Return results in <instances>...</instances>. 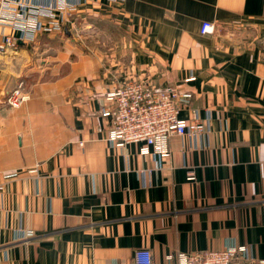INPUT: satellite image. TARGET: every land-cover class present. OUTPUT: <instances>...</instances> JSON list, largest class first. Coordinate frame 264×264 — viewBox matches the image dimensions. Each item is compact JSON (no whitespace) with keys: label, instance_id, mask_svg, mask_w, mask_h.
<instances>
[{"label":"crops","instance_id":"crops-1","mask_svg":"<svg viewBox=\"0 0 264 264\" xmlns=\"http://www.w3.org/2000/svg\"><path fill=\"white\" fill-rule=\"evenodd\" d=\"M73 19L80 38L67 25L0 54V264L231 248L264 264V0H81ZM129 80L189 93L180 117L209 123L203 142L109 143L106 96Z\"/></svg>","mask_w":264,"mask_h":264},{"label":"built area","instance_id":"built-area-1","mask_svg":"<svg viewBox=\"0 0 264 264\" xmlns=\"http://www.w3.org/2000/svg\"><path fill=\"white\" fill-rule=\"evenodd\" d=\"M123 2L125 0H107ZM81 0H0V54L17 49L19 40L35 42L40 35H56L67 25L77 38L82 37L80 27L73 19ZM10 29L12 33H5ZM90 36L97 30L90 27ZM216 27L205 22L202 34L214 33ZM13 33H17L19 38ZM191 95L175 87H158L150 82L129 80L117 86L106 96L109 102L102 116L110 118L108 141L122 147L144 143L157 148L159 155L167 154V143L172 136L188 137L202 143L209 132L208 122L196 112L190 121L180 117L189 106ZM29 99L24 83L17 84L6 95L5 104L19 108ZM194 179V172L188 173ZM29 231L25 237H32ZM249 259L246 248L208 250L184 255L181 264H241ZM134 264H153L152 253L147 249L135 252Z\"/></svg>","mask_w":264,"mask_h":264},{"label":"rangeland","instance_id":"rangeland-1","mask_svg":"<svg viewBox=\"0 0 264 264\" xmlns=\"http://www.w3.org/2000/svg\"><path fill=\"white\" fill-rule=\"evenodd\" d=\"M106 39V38H105ZM106 41V40H105Z\"/></svg>","mask_w":264,"mask_h":264}]
</instances>
